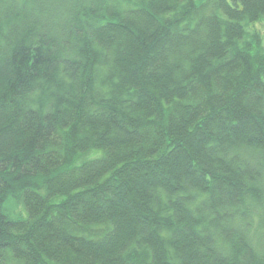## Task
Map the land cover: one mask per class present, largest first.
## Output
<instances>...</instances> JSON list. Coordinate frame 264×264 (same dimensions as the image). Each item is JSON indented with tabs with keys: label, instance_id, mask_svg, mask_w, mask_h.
<instances>
[{
	"label": "trees",
	"instance_id": "16d2710c",
	"mask_svg": "<svg viewBox=\"0 0 264 264\" xmlns=\"http://www.w3.org/2000/svg\"><path fill=\"white\" fill-rule=\"evenodd\" d=\"M264 0H0V264H264Z\"/></svg>",
	"mask_w": 264,
	"mask_h": 264
},
{
	"label": "rangeland",
	"instance_id": "374dc122",
	"mask_svg": "<svg viewBox=\"0 0 264 264\" xmlns=\"http://www.w3.org/2000/svg\"><path fill=\"white\" fill-rule=\"evenodd\" d=\"M195 1L199 3L202 0H195ZM245 29H246L248 38H250L249 33H251L254 30H257L261 38V44L264 45V17L256 22L246 24Z\"/></svg>",
	"mask_w": 264,
	"mask_h": 264
}]
</instances>
